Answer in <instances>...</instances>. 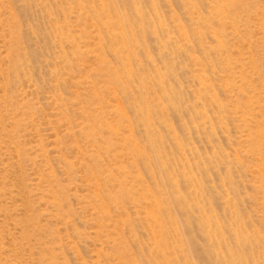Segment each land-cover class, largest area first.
I'll return each instance as SVG.
<instances>
[{"label": "rangeland", "instance_id": "obj_1", "mask_svg": "<svg viewBox=\"0 0 264 264\" xmlns=\"http://www.w3.org/2000/svg\"><path fill=\"white\" fill-rule=\"evenodd\" d=\"M262 136L264 0H0V264H264Z\"/></svg>", "mask_w": 264, "mask_h": 264}, {"label": "bare ground", "instance_id": "obj_2", "mask_svg": "<svg viewBox=\"0 0 264 264\" xmlns=\"http://www.w3.org/2000/svg\"><path fill=\"white\" fill-rule=\"evenodd\" d=\"M220 1H224V0H220ZM229 1H231V0H229ZM101 2V1H100ZM225 3V2H224ZM218 6V5H217ZM221 7H222V5H220ZM225 6V5H224ZM104 7V6H103ZM221 7L220 8H218V10L219 9H221ZM232 7H234V6H232ZM213 8V7H212ZM216 8V7H215ZM228 8V7H227ZM223 9V8H222ZM224 11H225V9H223ZM213 11V10H212ZM215 11V10H214ZM213 11V12H214ZM223 11V12H224ZM227 11H228V9H227ZM221 13H222V11H220ZM226 12V11H225ZM225 12H224V14H225ZM217 14H218V12H217ZM222 15H223V13H222ZM221 15V16H222ZM218 16H220V15H218ZM217 18V17H216ZM218 18H221V17H218ZM230 19V18H229ZM224 20V19H223ZM103 21V20H102ZM218 21V20H217ZM111 25V24H110ZM217 25H219V24H217ZM221 25H222V23H221ZM220 25V26H221ZM234 25V24H233ZM104 26V25H103ZM201 26V25H200ZM115 27V26H114ZM119 29V28H118ZM126 30V29H125ZM120 31V30H119ZM120 33H121V31H120ZM215 33H217V32H211V34H214V35H216ZM113 34V33H112ZM156 34V33H155ZM120 36V35H119ZM123 36V35H122ZM133 36H131V38H132ZM120 39H123V37H121ZM120 39H118L119 41H120ZM113 40V39H112ZM129 40V39H128ZM216 42V41H215ZM134 43V42H133ZM124 44L125 45H127L125 42H124ZM138 44V43H137ZM132 45V44H131ZM133 47H134V45H132ZM127 47V48H126ZM125 48L128 50V52H129V50H132L133 51V48L131 49V48H129V46H126ZM136 47H138V45L136 46ZM136 49V48H135ZM141 51V50H140ZM138 54V53H137ZM125 55H126V52H125ZM130 57H131V55H130ZM135 60V59H134ZM126 61V60H125ZM130 61V60H129ZM255 62V61H254ZM253 64V63H252ZM241 70V69H240ZM130 75V74H129ZM117 76V75H116ZM133 76V75H132ZM120 83V82H119ZM239 83V82H238ZM122 85H124V84H122ZM234 86V85H233ZM232 86V87H233ZM242 87V86H241ZM206 89V88H205ZM235 90V89H234ZM164 95H165V93H164ZM251 99V98H250ZM146 106V105H145ZM123 108V107H122ZM121 108V109H122ZM220 108V107H219ZM124 112V111H123ZM103 114V113H102ZM118 114V113H117ZM154 114V113H153ZM119 115V114H118ZM146 115V114H145ZM246 115V114H245ZM242 117V116H241ZM250 118V117H249ZM261 118V117H260ZM141 119V121H143L144 123H148L149 122V120H148V116L147 117H142V118H140ZM128 121V120H127ZM146 121V122H145ZM129 122V121H128ZM249 122V121H248ZM247 123V122H246ZM251 123V122H250ZM254 124V123H253ZM250 125V124H249ZM134 126V125H133ZM250 127V126H249ZM257 127V126H256ZM262 126H260V128H261ZM169 128V127H168ZM128 129V128H127ZM130 129H131V127H130ZM134 129V128H133ZM131 131V130H130ZM260 131V130H259ZM130 133V132H129ZM261 133V132H260ZM259 136V135H258ZM257 136V137H258ZM262 137H264V136H262ZM253 140V139H252ZM259 140V139H258ZM43 142V141H42ZM254 142V141H253ZM252 142V143H253ZM104 143V142H103ZM255 143V142H254ZM259 143V142H258ZM129 144V143H128ZM243 144V143H242ZM138 145V144H137ZM258 145H261V144H258ZM128 146H130V145H128ZM132 147V146H131ZM134 148V147H133ZM130 149V148H129ZM146 149V148H145ZM132 150V149H131ZM142 150H144V149H142ZM256 150V149H255ZM127 152H128V150H126ZM260 151V150H259ZM262 152V151H261ZM260 152V153H261ZM131 153V152H130ZM137 153H139V151H137ZM137 153H135V157H136V154ZM145 153V152H144ZM233 153V152H232ZM254 153H256V152H254ZM140 154V153H139ZM130 155H132V154H130ZM145 155V154H144ZM138 156V155H137ZM141 156V157H140ZM143 156L142 155H139V159H141V160H145L144 158H142ZM137 158V157H136ZM138 158H137V161H138ZM239 158V157H238ZM140 161V160H139ZM149 163H150V161H148ZM151 162H152V160H151ZM146 163V162H145ZM122 164V163H121ZM148 164V163H147ZM153 174V173H152ZM158 176V175H157ZM264 176V175H263ZM140 178V177H139ZM98 180V179H97ZM135 180V179H134ZM158 181V180H157ZM96 182V181H95ZM98 182V181H97ZM123 184V183H122ZM158 185H159V183H157ZM175 184V183H174ZM98 185V184H97ZM177 185V184H176ZM160 187V186H159ZM149 188V187H148ZM177 188V187H176ZM126 189V188H125ZM145 191V190H144ZM150 193V192H149ZM155 194H156V192H155ZM159 195V194H158ZM158 197V196H157ZM145 199V198H144ZM148 199H149V197H148ZM151 201V200H150ZM156 201V200H155ZM177 201V200H176ZM150 204V203H149ZM153 204H154V202H153ZM151 205V204H150ZM152 206H154V205H152ZM151 206V207H152ZM147 207H149L148 205H147ZM151 207H149V208H151ZM156 207V206H155ZM163 207V206H162ZM150 211V210H149ZM148 212V211H147ZM153 212V211H152ZM149 213V212H148ZM153 215V214H152ZM148 216V215H147ZM157 220V219H156ZM158 222V221H157ZM161 222V221H160ZM209 228V227H208ZM215 234V233H214ZM154 246V245H153ZM162 251V250H161ZM236 255V254H235ZM158 263V262H157ZM156 264V263H155Z\"/></svg>", "mask_w": 264, "mask_h": 264}]
</instances>
